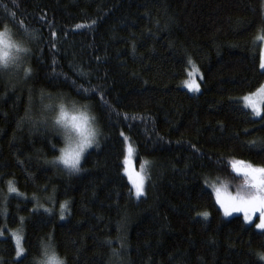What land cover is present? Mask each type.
I'll return each mask as SVG.
<instances>
[{"label":"trees","instance_id":"1","mask_svg":"<svg viewBox=\"0 0 264 264\" xmlns=\"http://www.w3.org/2000/svg\"><path fill=\"white\" fill-rule=\"evenodd\" d=\"M0 31L29 50L15 76L0 69V264H264V231L225 218L206 186L236 192L232 164L264 167V107L241 102L264 84L263 0H0ZM193 64L199 94L182 88ZM55 102L96 119L79 173L53 163ZM128 144L150 162L140 198Z\"/></svg>","mask_w":264,"mask_h":264},{"label":"rangeland","instance_id":"2","mask_svg":"<svg viewBox=\"0 0 264 264\" xmlns=\"http://www.w3.org/2000/svg\"><path fill=\"white\" fill-rule=\"evenodd\" d=\"M264 1V0H263ZM3 32V31H0ZM23 48L21 47L12 37L9 33L5 32V35L3 37H0V55H2L4 52H7L8 55L5 57L8 67L5 68L3 66H0V69L5 70L9 73H11L12 76L14 75V72L16 73L15 67H14V62H13V57L19 56L22 58L23 54L25 52H17L16 48ZM264 60V39L262 43V58L261 62ZM264 71V68H261ZM202 75L196 65L190 66L188 72H187V78L184 80L182 88L187 90L188 92L192 94H199L201 92V82H202ZM199 86V91H196L195 88ZM242 106L249 110L252 116L256 119H259L262 116L263 113V107H264V84L254 93L248 94L247 96L243 97L242 99ZM61 106L63 107L64 112L67 115V120L65 123L68 125V127H65L63 124L61 125H55V119L54 117H59L60 112H61ZM53 119L50 121L52 122V125H54L55 128H58L61 133H66L70 132L72 134L73 140H78L79 136L75 132V130L71 127L73 124L72 117L75 116L77 117V121L75 123L78 124H83L85 130H91L96 133L95 140L98 141L99 139V129L96 123V119L94 115L90 112L88 108H83L82 106H79L77 104H57L55 102V105H50L46 109V114H50ZM45 114V115H46ZM64 138V147L68 146V141L63 135ZM96 147V144L94 143L92 147L86 149L84 152L82 158H81V163L85 155L92 150L93 148ZM61 155V153H60ZM59 155V156H60ZM57 161V159L55 160ZM147 162V163H145ZM80 163V165H81ZM56 166L62 168L63 170L67 171L70 173V170L65 167L62 163L56 162L54 163ZM143 167V171L141 170ZM124 174L127 177L129 183L131 184L134 194H135V187L133 185V181L136 180L138 177H145L144 179V194L146 190V186L149 180L150 176V162L149 161H144L141 164H137L136 162V153L135 149L133 148L132 145L128 144L126 147V156L124 160ZM207 188L213 193L215 197V201L219 208L221 209L223 216L227 219H230L235 216H240L243 218V220L246 222V224L253 226L256 230L258 231H264V229H259L256 227L258 223H260V216L257 213L255 217L252 218L251 222L245 220L244 213L238 212V211H233L231 215H225L224 209L220 206L217 196H216V189L220 190L221 196H225L227 194L235 195L236 192L231 191L228 189L227 186L224 184L218 182V181H210L206 182ZM136 196V195H135ZM143 196V195H142ZM141 196V197H142ZM137 198V197H136ZM140 198V197H139ZM65 218V217H64ZM17 237H19V246L17 243ZM12 238L15 242L16 249H17V258L20 259L24 256L25 254V249L23 246V234L22 232L18 230H14L12 232ZM22 249V251H21ZM40 264H64V261L60 258H58L54 253H46L43 261Z\"/></svg>","mask_w":264,"mask_h":264},{"label":"snow or ice","instance_id":"3","mask_svg":"<svg viewBox=\"0 0 264 264\" xmlns=\"http://www.w3.org/2000/svg\"><path fill=\"white\" fill-rule=\"evenodd\" d=\"M12 15L15 14L13 13ZM4 28L6 31L7 26L5 25ZM4 35L5 32H0V37H3ZM261 39H264V37H261ZM16 51L28 52L29 50L26 48L17 47ZM7 55V52H4L2 55H0V66H3L5 68L8 67V63L5 59ZM13 62L15 70L19 71L21 68V64L23 63L22 58L19 56H15L13 57ZM189 62L191 63V61ZM260 67L264 68V60H262ZM31 71V68L24 69L25 78L31 74ZM76 90L78 93L87 94L86 98H91V93L97 91L95 88H91L90 90L83 89L82 86H78ZM195 90L199 91L198 85ZM100 99L103 101L102 96L100 97ZM54 119L55 125L63 124L65 127H68V125L65 123V121L67 120V115L64 112L62 106L60 116L54 117ZM77 119L78 118L75 116L72 117L73 124L71 125V127L78 134L79 139L74 141L70 132L57 133L65 135L68 141V146L65 148H61V155L57 158V161H53V163L59 162L65 165V167L70 170V174L79 173L82 170L80 168V163L86 149L92 147L94 143L98 147V141L95 140L96 133L91 130L86 131L83 124L75 123ZM231 167L238 175L244 177V183L240 185L235 195L227 194L222 197L220 194V190L216 189V196L220 206L224 209L225 215H231L233 211L242 212L244 213L245 220L249 222H251L252 218L255 217L258 213L260 216V223H258L256 227L259 229H264V167H256L247 161H237L236 163L232 164ZM141 170L143 171V167ZM144 179L145 177H138L133 181V185L135 187V195L137 198L144 195ZM11 190L16 191L15 188H12ZM65 207L66 204L61 208V219H64L63 210ZM45 211H47V209ZM203 216L207 218L208 213H203ZM19 239L20 238L17 237L18 246Z\"/></svg>","mask_w":264,"mask_h":264},{"label":"bare ground","instance_id":"4","mask_svg":"<svg viewBox=\"0 0 264 264\" xmlns=\"http://www.w3.org/2000/svg\"><path fill=\"white\" fill-rule=\"evenodd\" d=\"M188 72V71H187Z\"/></svg>","mask_w":264,"mask_h":264}]
</instances>
